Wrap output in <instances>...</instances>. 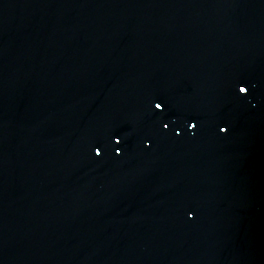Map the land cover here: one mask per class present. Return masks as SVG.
<instances>
[{
    "label": "water",
    "instance_id": "1",
    "mask_svg": "<svg viewBox=\"0 0 264 264\" xmlns=\"http://www.w3.org/2000/svg\"><path fill=\"white\" fill-rule=\"evenodd\" d=\"M0 264H264V0H0Z\"/></svg>",
    "mask_w": 264,
    "mask_h": 264
},
{
    "label": "snow or ice",
    "instance_id": "2",
    "mask_svg": "<svg viewBox=\"0 0 264 264\" xmlns=\"http://www.w3.org/2000/svg\"><path fill=\"white\" fill-rule=\"evenodd\" d=\"M237 88H238V92L241 93V94H246V93H248L249 90H250L249 87L246 86L245 83H244L243 81L238 82V84H237ZM155 107H156L157 109H159V108H161V104L157 103V104L155 105ZM190 127H194V125H190ZM220 131L223 132V131H226V129H225V128H220ZM189 215H192V213H189Z\"/></svg>",
    "mask_w": 264,
    "mask_h": 264
}]
</instances>
